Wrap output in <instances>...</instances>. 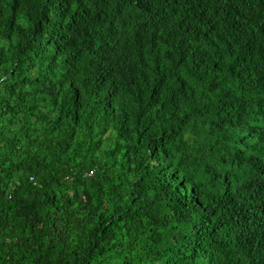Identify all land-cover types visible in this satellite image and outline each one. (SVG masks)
Segmentation results:
<instances>
[{
  "label": "trees",
  "instance_id": "16d2710c",
  "mask_svg": "<svg viewBox=\"0 0 264 264\" xmlns=\"http://www.w3.org/2000/svg\"><path fill=\"white\" fill-rule=\"evenodd\" d=\"M0 264H264V0H0Z\"/></svg>",
  "mask_w": 264,
  "mask_h": 264
}]
</instances>
